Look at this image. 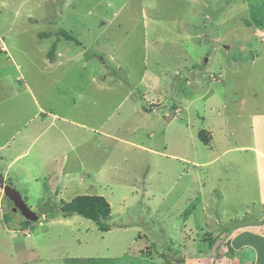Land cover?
<instances>
[{
  "label": "rangeland",
  "instance_id": "obj_1",
  "mask_svg": "<svg viewBox=\"0 0 264 264\" xmlns=\"http://www.w3.org/2000/svg\"><path fill=\"white\" fill-rule=\"evenodd\" d=\"M257 111L264 0H0V264H183L211 215L264 224L253 157L221 154L252 140ZM177 141L213 160L186 177ZM82 194L109 202V230L61 212Z\"/></svg>",
  "mask_w": 264,
  "mask_h": 264
},
{
  "label": "crops",
  "instance_id": "obj_2",
  "mask_svg": "<svg viewBox=\"0 0 264 264\" xmlns=\"http://www.w3.org/2000/svg\"><path fill=\"white\" fill-rule=\"evenodd\" d=\"M215 59L216 61L219 60L218 58ZM208 60H210V58H208ZM195 62L196 61L186 62L184 69H195V66H197ZM204 63L205 62L202 61V66L198 67H202L201 71L204 69V71L206 72L207 65H205ZM218 63L222 65L220 61L216 62L215 65L217 66ZM235 63L239 64L240 61H235ZM229 65L232 66L233 63L231 62L229 63ZM195 77L197 79L201 78L197 76ZM170 118L172 119L171 116ZM252 120H254L251 126V131L253 133V136H251L252 140L250 139V141H247V144H243V141H240L242 142V144H237L232 147L227 144L228 147L224 149L221 154H224L227 151L234 152L237 149H239V151L241 152L247 151L251 154V157H253V166L255 169L257 180L258 201L261 206H264V111H257L253 113ZM178 124L181 127V123L179 121L176 122V126H178ZM211 138V141L214 142L215 135L213 131ZM177 143L178 141L176 142V144ZM178 145L179 147L175 149V153L171 154V156L183 164L184 175L186 177L189 173V169H185L186 165H190V167L193 168H200L202 166H208V163L213 160L212 159L207 162H202L199 161L196 157L189 158V156L187 155V151L182 148L185 147V144L181 142V144L178 143ZM17 157L18 156L10 160L8 166L12 162H14ZM215 158L220 159L221 155L218 154ZM197 173L201 179L202 174L199 171H197ZM244 175L245 174L243 172L239 176H237L238 182H236V184L238 185V187H241V178ZM197 179L199 184H203V182L199 180V178ZM213 190L214 189H212V191ZM219 195L220 199L223 201L225 195L221 193ZM200 204L203 211L210 206L209 202H204L202 199H200ZM244 204L248 205V203ZM204 212L211 215V212L207 210ZM207 219L209 223L212 222L213 226L209 225V236L206 235L208 237H203L199 240H205L207 242V246H205L204 248L200 247L197 250L198 254H196L194 257L191 256V254H195L194 252L190 251L189 253H187V255H190L188 256L191 258V261L187 260L183 264H264V224L261 225L262 217H255L251 221L249 220L247 222L244 219H239L238 221L240 222L238 224L233 223L229 225L228 228H223V225H220V219H218L216 215H214V218H212L211 215ZM209 223L206 222V224ZM210 233H212L211 235L213 236V238L210 237ZM221 234L224 235V238L220 242ZM192 241H195V239H193ZM216 257H218L217 260L215 259Z\"/></svg>",
  "mask_w": 264,
  "mask_h": 264
},
{
  "label": "trees",
  "instance_id": "obj_3",
  "mask_svg": "<svg viewBox=\"0 0 264 264\" xmlns=\"http://www.w3.org/2000/svg\"><path fill=\"white\" fill-rule=\"evenodd\" d=\"M51 53L49 51L50 58L52 57ZM197 136L206 145L211 141V135L204 129L199 130ZM60 210L65 214H76L91 219L98 224L99 229L103 231L109 230L107 225L101 223V219L111 215V206L103 196L88 194L77 195L68 202H62Z\"/></svg>",
  "mask_w": 264,
  "mask_h": 264
},
{
  "label": "water",
  "instance_id": "obj_4",
  "mask_svg": "<svg viewBox=\"0 0 264 264\" xmlns=\"http://www.w3.org/2000/svg\"><path fill=\"white\" fill-rule=\"evenodd\" d=\"M3 192L14 204L13 210H19L27 220H36L38 216L26 205L19 192L10 185H2Z\"/></svg>",
  "mask_w": 264,
  "mask_h": 264
},
{
  "label": "clouds",
  "instance_id": "obj_5",
  "mask_svg": "<svg viewBox=\"0 0 264 264\" xmlns=\"http://www.w3.org/2000/svg\"><path fill=\"white\" fill-rule=\"evenodd\" d=\"M6 185H8V184H6ZM5 195V194H4ZM21 196V195H20ZM7 197V196H6ZM22 198V197H21ZM23 199V198H22ZM24 201V200H23ZM25 202V201H24ZM27 205V204H26ZM14 207V206H13ZM29 208V207H28ZM16 211V210H15Z\"/></svg>",
  "mask_w": 264,
  "mask_h": 264
}]
</instances>
